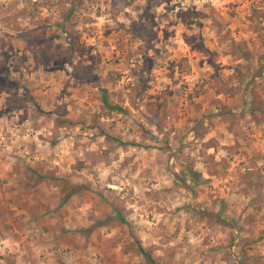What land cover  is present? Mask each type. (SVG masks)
<instances>
[{"label": "rangeland", "instance_id": "obj_1", "mask_svg": "<svg viewBox=\"0 0 264 264\" xmlns=\"http://www.w3.org/2000/svg\"><path fill=\"white\" fill-rule=\"evenodd\" d=\"M261 14L264 0H0V155L20 159L2 169L51 216L69 206L59 264H145L134 241L156 264H264Z\"/></svg>", "mask_w": 264, "mask_h": 264}, {"label": "crops", "instance_id": "obj_2", "mask_svg": "<svg viewBox=\"0 0 264 264\" xmlns=\"http://www.w3.org/2000/svg\"><path fill=\"white\" fill-rule=\"evenodd\" d=\"M1 114V117H7L5 116L7 112ZM9 120V117L7 119H0V128L7 130L10 127L9 122L13 124ZM0 138L2 137L0 136ZM5 138L4 140L6 142H4L2 148L10 149L16 144L11 138ZM4 158L12 159L11 163H8ZM30 158L28 157V159ZM19 160L18 157L12 158L0 155V166H2L0 168V179L4 180H0V202L7 211L5 217H1L0 215V264H6L2 260V257H7L13 264H59V261L57 262L56 259L60 257L55 251L57 245H65L66 237L69 233L67 231L69 229L67 222H64L63 225L59 224V221L61 222L66 219L62 218L64 214L61 215L60 213L64 212L63 210H68L69 206H66L64 203V206L58 214L59 217H56V215L51 216L46 211L48 209L47 206L38 204V199H36L38 195V184L33 186L24 185V187L26 186L24 188L25 192H23V188L18 190L17 188L22 181L18 180L20 178L19 176L12 173V171L18 173V170L16 171L17 167L15 166V169H11L9 173L5 172V169L8 171L11 168V164ZM244 169L241 170L243 173L241 172L240 175L244 174ZM217 175L220 174L218 172H214L212 175L208 174L211 177H217ZM239 182L241 187L245 186L242 180H239ZM224 187L227 186L224 185ZM25 193L28 195L27 200L25 199ZM18 198L20 199L18 200ZM39 206L42 207L44 212L38 213V208H41Z\"/></svg>", "mask_w": 264, "mask_h": 264}, {"label": "trees", "instance_id": "obj_3", "mask_svg": "<svg viewBox=\"0 0 264 264\" xmlns=\"http://www.w3.org/2000/svg\"><path fill=\"white\" fill-rule=\"evenodd\" d=\"M261 16L264 17V14H261ZM47 64V63H46ZM164 108H165V105H163ZM162 116H165V109H162ZM153 115L157 117V112L155 109H152L151 110ZM261 114L264 116V106L263 105H260V104H255V103H252V105H250V108H249V116L250 118L254 121V122H257L258 121V115ZM59 122L60 121H55V125H59ZM64 123V122H63ZM214 172L216 171H212V170H208V173L210 175L214 174ZM241 178L243 179H247L248 180V183L251 184V185H256L258 187H261L262 186V183L260 181H258L259 177L257 175H252V174H249V173H246V174H242L241 175ZM254 179H256L254 181ZM63 186L60 190L61 194L64 195V201L68 200L69 197L73 194L70 193L69 190H71V186L70 184L67 182V181H64L63 182ZM66 193V194H65ZM71 194V195H70ZM124 253L125 254H138L140 256H142L144 258V261L146 262L145 264H156V261L155 259L153 258V256L151 254H149L143 247L142 245L138 244L137 242H132V243H129L128 245H126L124 247ZM2 260H4L6 262V264H13V262L8 259L7 257H2Z\"/></svg>", "mask_w": 264, "mask_h": 264}]
</instances>
